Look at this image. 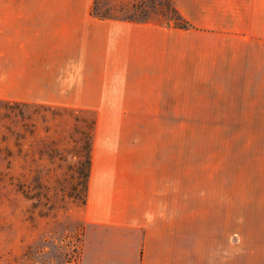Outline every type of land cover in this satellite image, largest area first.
Wrapping results in <instances>:
<instances>
[{
  "label": "rangeland",
  "instance_id": "1",
  "mask_svg": "<svg viewBox=\"0 0 264 264\" xmlns=\"http://www.w3.org/2000/svg\"><path fill=\"white\" fill-rule=\"evenodd\" d=\"M210 1L219 7L224 0ZM5 2L0 5V264L80 263L96 95L102 103L112 96L108 104L138 110L141 115L127 119L148 128L155 124L166 139L173 137L180 157L198 171L226 165L229 264H264V212L253 208L255 197L249 196L264 189V132L258 131V117L239 118L245 148L244 158L236 157L231 144L238 118L222 111L220 14L212 28L193 27L190 35H180V58L166 54L164 80L67 85L61 81L62 48L77 22L72 14L182 26L172 0ZM189 43L196 45L195 58L186 53ZM205 48L212 50V78L203 62ZM153 107L157 116L149 114Z\"/></svg>",
  "mask_w": 264,
  "mask_h": 264
},
{
  "label": "crops",
  "instance_id": "2",
  "mask_svg": "<svg viewBox=\"0 0 264 264\" xmlns=\"http://www.w3.org/2000/svg\"><path fill=\"white\" fill-rule=\"evenodd\" d=\"M172 2L185 27L72 14L77 22L64 40L61 81L164 80L166 54L180 58V35L212 28L220 14L222 111L238 118L231 149L244 158L239 118L258 117L264 132V0H224L219 7L210 0ZM189 46L186 53L195 58L196 45ZM204 52L212 78V50ZM96 96L79 264H229L226 165L198 171L180 157L173 137L127 119L138 110ZM249 196L264 212V189Z\"/></svg>",
  "mask_w": 264,
  "mask_h": 264
},
{
  "label": "trees",
  "instance_id": "3",
  "mask_svg": "<svg viewBox=\"0 0 264 264\" xmlns=\"http://www.w3.org/2000/svg\"><path fill=\"white\" fill-rule=\"evenodd\" d=\"M184 23V22H183ZM181 27H185V23L181 26ZM87 163H88V170H89V165H90V153H89V158L87 160ZM88 176V172H87V175L86 177Z\"/></svg>",
  "mask_w": 264,
  "mask_h": 264
}]
</instances>
